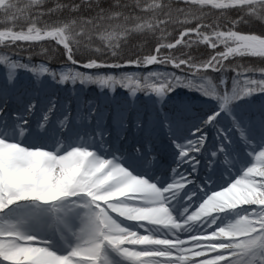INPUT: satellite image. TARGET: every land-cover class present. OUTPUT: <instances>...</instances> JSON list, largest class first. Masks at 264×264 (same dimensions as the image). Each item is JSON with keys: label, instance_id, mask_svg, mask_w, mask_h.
<instances>
[{"label": "snow or ice", "instance_id": "snow-or-ice-1", "mask_svg": "<svg viewBox=\"0 0 264 264\" xmlns=\"http://www.w3.org/2000/svg\"><path fill=\"white\" fill-rule=\"evenodd\" d=\"M46 2L0 0V264H113L108 250L126 264H264V31L241 30L264 26V0ZM90 86L98 95L82 94ZM234 137L251 166L174 217L179 193L191 201L223 179ZM129 140L146 172L174 157L171 182L122 166ZM225 210L238 211L222 223ZM40 221L51 238L27 230Z\"/></svg>", "mask_w": 264, "mask_h": 264}, {"label": "trees", "instance_id": "trees-1", "mask_svg": "<svg viewBox=\"0 0 264 264\" xmlns=\"http://www.w3.org/2000/svg\"><path fill=\"white\" fill-rule=\"evenodd\" d=\"M65 2L66 3H68V2H76V0H65ZM16 3L17 4H22L23 0H16ZM52 3H53V0H47V2L44 5V7L45 8L51 7ZM103 3L105 4V6H107L110 3V0H103ZM93 12H94V9H92L90 7H87L86 5L82 6L80 8V10H79V14L83 15V16H90V15L93 14ZM69 15H72V13H70L67 9H65V10H63L60 13H52V14L46 16L45 19L56 20L58 18H64V17H67ZM254 25H256V27ZM244 26L249 27L250 31H256V32L264 31V26H261L258 23L251 24L250 26L249 25H241V30L242 31H246L243 28ZM193 55L198 56V57H203V56L207 55V53L203 49H200V50L195 51V52L193 50ZM257 60H258V58H255V57H245V58H243V62H246V63H254V62H257Z\"/></svg>", "mask_w": 264, "mask_h": 264}, {"label": "bare ground", "instance_id": "bare-ground-1", "mask_svg": "<svg viewBox=\"0 0 264 264\" xmlns=\"http://www.w3.org/2000/svg\"><path fill=\"white\" fill-rule=\"evenodd\" d=\"M28 143L30 144V141L29 142H26V145H28ZM123 163H125V164H127V165H129V166H131L132 165V163H130L129 162V160H124L123 159ZM138 168H140V166H135L134 168H128L129 169V171H132L133 172V174H136L137 173V175H143V174H145V170H141V169H138ZM247 168V167H246ZM246 168L243 170V172L244 171H246ZM142 172V173H141ZM243 172L241 173V175L243 174ZM162 175H163V173H162ZM241 175H239V176H236L234 179H238ZM166 176V175H165ZM153 177V176H152ZM163 177V176H162ZM234 179H232V180H230V181H227L226 183H228V182H232V181H234ZM158 180H157V178H156V182H157ZM166 183H168L167 181L166 182H164V183H160V182H157V184H158V186H160L161 184H166ZM226 183H224V184H222V185H225ZM221 185V186H222ZM221 186H219V187H217V188H213V189H211L210 190V193L212 192V191H215V190H219L220 188H221ZM209 190V188L208 187H206L205 189H203V190H201V191H198L197 192V196H195L191 201H186L187 203H191V202H194V199L195 200H197V202L199 203V197L201 196V197H203V199L204 198H206V196L208 195V194H210L209 192L207 193L206 191H208ZM183 193V191L181 192V193H179L177 196H179V195H181ZM204 193H206V194H204ZM201 199V198H200ZM173 201L174 200H170V202H169V207H171V205L173 204ZM200 202H202V200L200 201ZM187 203H184L183 204V206H185V207H189V205L187 204ZM192 204V203H191ZM194 205H196V203L194 204ZM198 206V204L195 206V208ZM191 207H193V206H191ZM194 208V209H195ZM190 209H193V208H190ZM226 211H228V210H225V212ZM175 212V211H174ZM197 224H193V227L194 226H196ZM28 228V227H27ZM28 230V229H27ZM29 231V230H28ZM45 231V230H44ZM38 235V234H37Z\"/></svg>", "mask_w": 264, "mask_h": 264}, {"label": "rangeland", "instance_id": "rangeland-1", "mask_svg": "<svg viewBox=\"0 0 264 264\" xmlns=\"http://www.w3.org/2000/svg\"><path fill=\"white\" fill-rule=\"evenodd\" d=\"M250 26V25H249ZM255 27H256V25H254ZM244 28V30H246V31H250V28L249 27H247V26H244L243 27ZM92 91H94V90H92ZM124 91V90H123ZM177 92H179V93H181L182 94V96L184 97V98H187V99H189V98H199L200 96H201V94L200 93H198V92H194V91H189L188 89H178V90H176ZM97 93V92H96ZM97 95H98V93H97ZM196 102H200L199 100H196ZM21 142H22V144H24L25 145V143L26 142H28V140H21ZM107 149H109V148H107ZM194 181V180H193ZM190 185V184H189ZM6 216L7 217H10V218H18L19 217V215H20V213L17 211V209L15 208V207H13V208H11V209H9V210H6ZM31 224L32 223H30V224H28L27 225V229L30 231L31 230ZM61 247L63 248V251H67L68 250V242L66 241V240H64V243H63V245L61 244ZM106 255L108 256V258L110 259V260H113L112 259V257L110 256V254H109V251H107L106 252Z\"/></svg>", "mask_w": 264, "mask_h": 264}, {"label": "water", "instance_id": "water-1", "mask_svg": "<svg viewBox=\"0 0 264 264\" xmlns=\"http://www.w3.org/2000/svg\"><path fill=\"white\" fill-rule=\"evenodd\" d=\"M237 211H238V210H233L232 213H231L232 216H235V214H236Z\"/></svg>", "mask_w": 264, "mask_h": 264}]
</instances>
